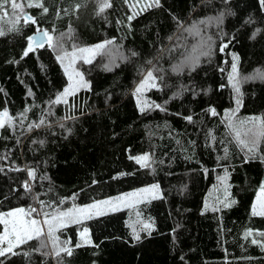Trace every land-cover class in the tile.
Wrapping results in <instances>:
<instances>
[{"label": "trees", "instance_id": "16d2710c", "mask_svg": "<svg viewBox=\"0 0 264 264\" xmlns=\"http://www.w3.org/2000/svg\"><path fill=\"white\" fill-rule=\"evenodd\" d=\"M17 2L36 23L10 4L0 10V112L13 118L0 128V213L31 207L51 218L151 183L161 194L69 223L55 246L32 239L0 264H264V247L252 243H264V216L252 215L264 186V137L250 153L233 130L264 117V79L253 78L264 74L260 0H160L135 15L128 0H109L103 12L104 0H39L47 13ZM38 29L53 46L112 41L83 65L89 87L67 103H54L68 81L53 47L24 55ZM193 56L194 67L186 63ZM234 62L239 97L228 79ZM150 71L156 87L138 103ZM144 102L152 106L141 111ZM241 138L251 147V136ZM144 155L147 166L134 159ZM29 168L37 179L25 194ZM84 228L91 243L78 237ZM61 248L71 254L56 255Z\"/></svg>", "mask_w": 264, "mask_h": 264}, {"label": "snow or ice", "instance_id": "6c2138e0", "mask_svg": "<svg viewBox=\"0 0 264 264\" xmlns=\"http://www.w3.org/2000/svg\"><path fill=\"white\" fill-rule=\"evenodd\" d=\"M261 4L264 5V0H260ZM10 4V7L15 13L17 10L22 15V18L25 23H32L35 24L36 20L31 15H28L24 12L25 4L21 2H17V0H0V10L5 9V5ZM27 7H39L42 9L44 13L48 12V8L44 7L39 0H37L36 3H32L31 0H27ZM80 5H76L78 8ZM130 7L133 9L136 8V4H130ZM160 6V0H152L151 3L144 5L141 10H144V8L147 7H159ZM111 7V4L109 0H104V2L100 6V12H103L106 8ZM5 15H7V12L5 10ZM137 14L134 12V15ZM223 14H221L220 17H217L216 19L218 21H222ZM132 17H130L131 19ZM19 19V17H17ZM251 23V19L248 21ZM15 23V22H14ZM39 37L30 36L28 37L29 45L27 50L24 52V55L27 56L30 52H33L35 49L33 47V44H35L36 47H43L45 43L48 44L49 47H53V36L49 34L48 30L44 29H38ZM5 35L4 31L0 30V36ZM112 41H105L104 43L97 44L92 48H80L77 51H79L81 54L83 53H90L95 54L105 48L107 44H111ZM58 47L62 48V45H57ZM224 47H227V45H224ZM221 51H223V47L221 48ZM201 55H207L208 53L202 52ZM135 55V53H133ZM73 57V59L69 60V63L65 66V71L68 73L69 80L72 81V83L69 84L67 88L64 89V91L59 94L54 101V103H60L64 102L67 103L66 97L70 95H74L79 88H87L89 87L88 83L84 81L83 75L79 72H75V76L79 77L78 80H73V72L69 71V69L74 64L75 60L74 57L76 56V52L74 51L72 54H69L67 52L64 53L62 56H58L57 59L61 61V63L64 62L65 58L67 57ZM85 59V62L90 63L91 60L87 57H81ZM237 57H233V60H237ZM199 56H193L189 57L186 61L187 64L194 67L195 64L198 62ZM237 74V65L234 62L232 64V72L229 75L228 79L229 82L232 84L233 88L235 89L237 96H240V87H239V80L236 79ZM253 78H259L264 79V74L259 75L258 77ZM156 77L153 75V73L150 71L147 73L146 79L141 82V84L136 88L135 95L137 96L138 103H140V96L144 90H146L147 87H156L155 83H149L150 81H155ZM179 94V93H178ZM237 108L241 104V100L238 98L237 101ZM152 105L147 104V102H144L141 106V111L145 110V107H151ZM155 107L160 108V105H155ZM163 110V109H162ZM213 114L215 115V110H212ZM23 115V114H22ZM12 117L9 116L7 110H4L0 112V128L5 127L6 124L12 123ZM186 119L191 120L192 117H187ZM245 122L241 121V125H243ZM248 123H251L253 125L252 128H248L245 131L242 132L241 129L234 128L235 135L237 139L239 140V143L248 149V152H253L256 146L257 139L260 137H264V117H251L248 119ZM42 124H44V120H41L39 124L35 125H29V130H31L32 127H40ZM251 136V147H249L248 142H246L244 139L241 138V136ZM43 143V141H41ZM136 161L140 163L142 166H147L146 161L149 159L147 155L144 156H138L135 157ZM20 170V169H15ZM0 171H3L2 168H0ZM29 180H25L22 184V188L25 191V194H32V183L31 181H35L37 179L36 170L29 168L27 169ZM41 179H46V177H41ZM158 185H153L151 188H145L140 189L138 192L134 193H127L120 197L110 198L108 200L103 201H96L92 204L85 205L83 207H76L75 205L68 209L67 211H55L51 214V218H49V213L44 212L43 221L33 218V213L37 211L36 208H29L28 210H25L24 208H17L13 211H10L8 213H0V223L4 225V231L3 234H0V257L5 256L6 254H13L16 255L17 253L14 251L15 248L26 244L28 241L32 239H39L41 236L44 235V232L41 228V224H47L48 225V232L47 235L49 237H52V243L55 246L58 241V237L55 236V232L57 229L65 227L68 223H82L83 220L86 219H92L93 216H100L105 215L107 211H119L121 204H124V202L127 200L128 197H133L139 195V193H147L151 192L152 190L156 189L158 190ZM36 199L39 198V194H35ZM155 198V197H153ZM41 206H44V201H39ZM235 201L231 202H225V207H230L231 204H234ZM103 206H108L106 209ZM124 206H131L130 204H124ZM215 210V209H213ZM252 215L256 216H264V186H261L260 188V194L257 196V203L253 206L252 209ZM152 225H145L146 228H150ZM88 229L84 228L83 232L80 233L82 238H85L86 243H91L90 239H86L88 236ZM253 233L251 230L247 231L245 233V237L252 236ZM262 237H264V233H260ZM137 239H139V236H137ZM6 242V246L4 245ZM64 243H68L65 241ZM253 244L260 243L262 247H264V243H261V241H258L256 239L252 240ZM44 245H42L43 247ZM60 252H65L67 254H71V250L67 248H61L56 252V255H60ZM27 255V253H25Z\"/></svg>", "mask_w": 264, "mask_h": 264}, {"label": "rangeland", "instance_id": "374dc122", "mask_svg": "<svg viewBox=\"0 0 264 264\" xmlns=\"http://www.w3.org/2000/svg\"><path fill=\"white\" fill-rule=\"evenodd\" d=\"M151 2H152V0H128L129 5H130V4H136V8H135V9H133L132 7L129 6L130 11H131V13H132L133 15H134V12L138 14L139 12L143 11V10H141V8H142L144 5L149 4V3H151ZM144 9H145V8H144ZM34 37H37V38H38L39 35L34 36ZM101 43H104V42L98 41V42H94V43H91V44H88V45H83V44H82V45H75V44H74V45L69 46V47H67V45H62V48L57 46V45H60V44H56V45L53 46V50L56 52L57 57H58V56H62V55H64L65 52H67V53H69V54H72V53L75 51V52H76V56L74 57L75 62H74V64L72 65V67L69 69V71H72V72H73V80H78V79H79V77H76V76H75V72H79V73H81V74L83 75V79H84V81H85V78H84V71H83V65H85V64L88 63V62H85V59H83V58H81V57H82V56H83V57H87L88 59L92 60V59L94 58V56H96L97 53L101 52L102 50L99 51V52H97V53H95V54H90V53H83V54H81V53H80L79 51H77V50L80 49V48H92V47H94L95 45H97V44H101ZM64 44H65V43H64ZM33 47H35V44H33ZM70 59H73V57L69 56V57L65 58V60H64L63 63H61V61L59 60V62H60V64H61L62 71H63V73H64V75H65V77H66V79H67V81H68V83H67V85H66L65 88H67V87L69 86V84L72 83V81L69 80L68 73L65 71V66L69 63V60H70ZM85 82H86V81H85ZM149 83H152V81H150ZM81 88H82V87H81ZM79 89H80V88H79ZM66 98H67V97H66ZM153 185H158V184H157V183H151V184H148V185H145V186H141V187H138V188H135V189H132V190H128V191H125V192H122V193L116 194V195H114V196L105 197V198H103V199L96 200V201L108 200V199H110V198L120 197V196H122V195H124V194H127V193L138 192V190H140V189L151 188V186H153ZM160 194H161V192H160V188L158 187V190L154 189V190H152L151 192H147V193H139V195H137V196L128 197L127 200L124 202V204H130L131 206H124V204H121L120 209H121V208H124V207H132V206H135V205H137V204H139V203H141V202H143V201H147V200L153 199V197H158V196H160ZM259 194H260V189L258 190L257 195H256V197H255V199H254L253 206L257 203V196H258ZM96 201L88 202V203H85V204H82V205H79V206L75 205V206H76V207H83V206H85V205L92 204V203H94V202H96ZM73 206H74V205H72V206H70V207L64 209L63 211H67L68 209L72 208ZM103 207H105V209H106L108 206H103ZM17 208H23V207H17ZM17 208H13V209L7 210V211L2 212V213H8V212L13 211V210H15V209H17ZM24 209H25V210H28L29 208H24ZM252 209H253V207H252ZM107 212H110V211H107ZM32 215H33V218H35V219H38V220H41V221H43V219H44V217H43L40 213H37L36 215L33 213ZM68 224H69V223H68ZM68 224H67V225H68ZM0 225H1V229H2V230L0 231V234H3V231H4V225H3L2 223H0ZM41 228H42V230H43V232H44V235L41 236L38 240L41 241V242H47V243L51 244V243H52V237H49V236L47 235V232H48V225L42 223V224H41ZM59 229H60V228H59ZM59 229H57L56 232H55V236H56V237L58 236L57 232H59ZM83 230H84V229H82V230L79 231V233H78V237H79V239H80L81 242L86 243V242H85V238H82L81 235H80V233L83 232ZM86 239H89V235L87 236ZM2 246H6V242H5V244L2 245Z\"/></svg>", "mask_w": 264, "mask_h": 264}, {"label": "water", "instance_id": "95a60500", "mask_svg": "<svg viewBox=\"0 0 264 264\" xmlns=\"http://www.w3.org/2000/svg\"><path fill=\"white\" fill-rule=\"evenodd\" d=\"M38 35H39V33H38Z\"/></svg>", "mask_w": 264, "mask_h": 264}, {"label": "crops", "instance_id": "0c3cea01", "mask_svg": "<svg viewBox=\"0 0 264 264\" xmlns=\"http://www.w3.org/2000/svg\"><path fill=\"white\" fill-rule=\"evenodd\" d=\"M254 203V202H253Z\"/></svg>", "mask_w": 264, "mask_h": 264}]
</instances>
